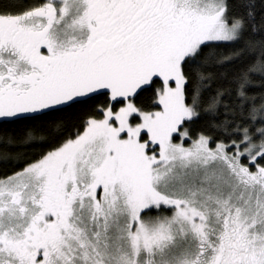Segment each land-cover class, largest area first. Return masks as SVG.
<instances>
[{"label":"snow or ice","instance_id":"snow-or-ice-1","mask_svg":"<svg viewBox=\"0 0 264 264\" xmlns=\"http://www.w3.org/2000/svg\"><path fill=\"white\" fill-rule=\"evenodd\" d=\"M0 264H264V0H0Z\"/></svg>","mask_w":264,"mask_h":264}]
</instances>
